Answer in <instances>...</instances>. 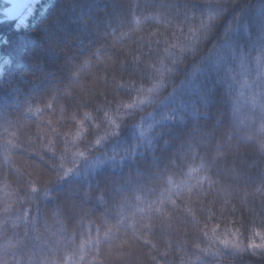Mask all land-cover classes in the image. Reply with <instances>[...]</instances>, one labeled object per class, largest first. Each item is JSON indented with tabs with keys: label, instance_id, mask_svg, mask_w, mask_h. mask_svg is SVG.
<instances>
[{
	"label": "trees",
	"instance_id": "trees-1",
	"mask_svg": "<svg viewBox=\"0 0 264 264\" xmlns=\"http://www.w3.org/2000/svg\"><path fill=\"white\" fill-rule=\"evenodd\" d=\"M17 22L0 264H264V0H45Z\"/></svg>",
	"mask_w": 264,
	"mask_h": 264
},
{
	"label": "rangeland",
	"instance_id": "rangeland-1",
	"mask_svg": "<svg viewBox=\"0 0 264 264\" xmlns=\"http://www.w3.org/2000/svg\"><path fill=\"white\" fill-rule=\"evenodd\" d=\"M44 1L45 0H37L36 4L24 15V17H22L16 23V26L17 27L26 26L28 21L30 20V18H32V16H34L35 11H36V7L38 6V4L43 3ZM74 9H75V7L72 8L70 10V12L73 11ZM5 73H6L5 66L0 65V81L1 82L3 81L2 79L4 78ZM154 123H155V121L153 120V117H151V118L148 117V118L144 119L143 121H141L137 125L136 130H134V132L131 133V136L133 135L134 138L140 137L142 139L148 140L150 135H152ZM114 153L100 156L94 160H91L89 163L86 162V164L84 165V172H90L94 168H96L97 166H100L104 163H111L115 159H118L119 156L117 154H114ZM79 171H80V169H79ZM236 247L237 246L231 237H229L227 235H222L219 237V240L217 242L216 251H214V255H215L214 257L217 258L218 256L222 255L224 252L231 253L233 250H236Z\"/></svg>",
	"mask_w": 264,
	"mask_h": 264
},
{
	"label": "water",
	"instance_id": "water-1",
	"mask_svg": "<svg viewBox=\"0 0 264 264\" xmlns=\"http://www.w3.org/2000/svg\"><path fill=\"white\" fill-rule=\"evenodd\" d=\"M9 4L6 9L7 16L0 19V23L4 21H19L24 15L36 4L37 0H0Z\"/></svg>",
	"mask_w": 264,
	"mask_h": 264
},
{
	"label": "clouds",
	"instance_id": "clouds-1",
	"mask_svg": "<svg viewBox=\"0 0 264 264\" xmlns=\"http://www.w3.org/2000/svg\"><path fill=\"white\" fill-rule=\"evenodd\" d=\"M160 87H161L160 84H156L154 87L149 88L148 91H149V93L156 92V91H158V90L160 89ZM148 99H149V97H148V96H145V97H143L142 99H140L139 101H137V103H139V104H143V103H145ZM128 106L131 107L132 105L129 104Z\"/></svg>",
	"mask_w": 264,
	"mask_h": 264
}]
</instances>
